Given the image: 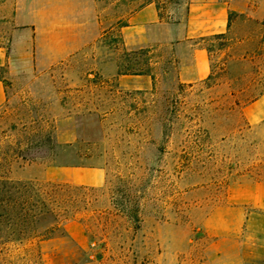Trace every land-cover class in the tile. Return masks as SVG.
Listing matches in <instances>:
<instances>
[{
  "label": "rangeland",
  "instance_id": "1",
  "mask_svg": "<svg viewBox=\"0 0 264 264\" xmlns=\"http://www.w3.org/2000/svg\"><path fill=\"white\" fill-rule=\"evenodd\" d=\"M219 1L224 37L176 49L191 0H92V42L46 71L0 69V151L46 133L54 145L0 173L76 187L65 232L29 243L3 228L0 264H264V120L244 115L264 95V0ZM147 4L155 41L124 45ZM189 43L207 50L209 75L182 83ZM88 169L100 185L67 181Z\"/></svg>",
  "mask_w": 264,
  "mask_h": 264
},
{
  "label": "crops",
  "instance_id": "2",
  "mask_svg": "<svg viewBox=\"0 0 264 264\" xmlns=\"http://www.w3.org/2000/svg\"><path fill=\"white\" fill-rule=\"evenodd\" d=\"M92 0H0V67L27 66L46 71L68 60L97 36ZM122 26L124 45L145 47L152 29L159 25L156 10L147 4ZM153 27V28H152ZM174 47L181 40L209 37L227 32V7L219 0H191L186 23ZM178 80L195 83L209 75L207 50L201 43L178 50ZM121 75L120 77H124ZM134 77V76H133ZM249 124L264 120V95L244 109ZM69 182L98 186L103 172L88 169L72 172Z\"/></svg>",
  "mask_w": 264,
  "mask_h": 264
},
{
  "label": "trees",
  "instance_id": "3",
  "mask_svg": "<svg viewBox=\"0 0 264 264\" xmlns=\"http://www.w3.org/2000/svg\"><path fill=\"white\" fill-rule=\"evenodd\" d=\"M224 35H212L208 39L218 40ZM5 148L0 151V169L9 166L14 158H20L26 164L42 159L53 153L54 145L50 133H46L40 144ZM73 189L76 187L68 182L38 178L15 181L1 172L0 232L6 228L11 235H16L15 239L29 243L48 239L56 231L65 232V224L73 219L69 214ZM2 244L4 242H0Z\"/></svg>",
  "mask_w": 264,
  "mask_h": 264
}]
</instances>
